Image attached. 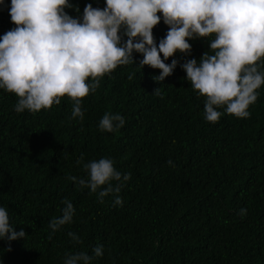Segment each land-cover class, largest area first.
I'll list each match as a JSON object with an SVG mask.
<instances>
[{"label": "trees", "instance_id": "trees-1", "mask_svg": "<svg viewBox=\"0 0 264 264\" xmlns=\"http://www.w3.org/2000/svg\"><path fill=\"white\" fill-rule=\"evenodd\" d=\"M69 3L65 11L80 19L89 3L106 7L105 0ZM10 7L11 0L0 4V37L16 27ZM168 30L161 15L157 46ZM210 39H191L189 55L166 60L179 63L162 82L160 70L140 67L143 56L134 52L136 64L118 66L82 100L83 119L72 118L67 96L50 109L17 113L16 95L0 89V207L14 230L26 233L0 239V264H64L67 253L91 256L98 245L104 255L91 264H264V85L250 117L206 121V98L181 65L212 54ZM106 113L123 116L124 126L102 131ZM105 157L131 175L113 181L123 185L122 206L114 194L101 202L100 189L69 179H87L83 164ZM66 199L73 221L53 232L49 223L62 216Z\"/></svg>", "mask_w": 264, "mask_h": 264}, {"label": "clouds", "instance_id": "clouds-1", "mask_svg": "<svg viewBox=\"0 0 264 264\" xmlns=\"http://www.w3.org/2000/svg\"><path fill=\"white\" fill-rule=\"evenodd\" d=\"M4 0H0L3 4ZM106 7L83 10L82 19L65 9L69 0H11L10 17L16 25L0 37V89L18 98L15 111L37 113L59 105L67 96L74 104L72 118L83 119L81 102L100 87V80L118 66L136 64L133 53L143 59L139 66L159 69L157 81L173 74L179 63L177 52L189 55L195 38H211L209 49L199 61L181 65L186 79L205 97L206 121L216 123L225 113L250 117L249 107L258 99L264 85V0H105ZM79 11V9H77ZM169 27L157 46L153 29L161 22ZM127 40L122 42V35ZM162 54V55H161ZM156 93L159 94L158 89ZM224 109V112L217 109ZM120 114L106 113L99 122L102 131L123 127ZM83 155L77 160L81 164ZM172 164V161H168ZM87 179L69 177L92 193L100 189L103 198L114 194V205L122 206L119 193L130 174H122L110 158L84 163ZM62 216L49 223L55 232L71 224L75 208L64 200ZM247 214L246 208L238 213ZM68 235L80 243L75 233ZM10 223L9 213L0 207V239L25 238ZM90 256L83 251L67 253L64 264H91L104 255L102 245Z\"/></svg>", "mask_w": 264, "mask_h": 264}]
</instances>
